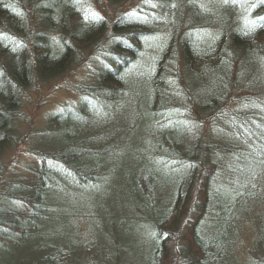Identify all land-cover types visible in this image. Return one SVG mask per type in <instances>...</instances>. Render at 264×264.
I'll return each instance as SVG.
<instances>
[{"label":"trees","instance_id":"16d2710c","mask_svg":"<svg viewBox=\"0 0 264 264\" xmlns=\"http://www.w3.org/2000/svg\"><path fill=\"white\" fill-rule=\"evenodd\" d=\"M93 1L113 14L95 15ZM233 1L236 9L240 0ZM193 3L0 0V157L16 143L22 93L92 51L107 58L92 82L77 86L81 98L49 118L40 137L48 143L31 149L37 165L28 177L2 181L7 170L0 161V241L22 249L15 264H120L116 257L140 222L150 241L147 264H231L240 226L248 225L238 208L248 169L234 192L217 190L224 192L228 174L240 171L234 157L248 154L264 166V112L236 70L246 72L248 58L264 61V0H245L251 12L229 28L216 25L209 4ZM206 28L218 32L208 35ZM135 65L145 74L134 82ZM187 81L201 85L202 95L176 93ZM127 91L140 95L146 131L140 145H124L130 157L121 164L114 140L127 134L111 130L108 110ZM182 94L186 101L178 105ZM228 101L234 110L225 111ZM209 121L226 129L208 137L202 126ZM248 189L249 198L257 186ZM86 223L101 226L105 244L81 240ZM255 234L264 254V229Z\"/></svg>","mask_w":264,"mask_h":264},{"label":"rangeland","instance_id":"374dc122","mask_svg":"<svg viewBox=\"0 0 264 264\" xmlns=\"http://www.w3.org/2000/svg\"><path fill=\"white\" fill-rule=\"evenodd\" d=\"M211 1L212 0H195L193 5H197V3L200 2L209 4L212 13L211 15L214 17L216 25L219 27L229 28L235 26V22L241 24V18H244L246 12H251L248 10L245 0L238 1L239 4L236 3V9L231 8L234 2L233 0H215L213 4ZM101 4L103 5V3ZM89 7V10L95 15H100L105 18L110 17L114 12V9L110 6L98 7L94 1L90 3ZM210 19L202 20L206 22L205 24H211L213 21ZM204 27L207 26L205 25ZM205 31L208 35L212 36L216 35L218 32L216 28H206ZM107 43L108 41L103 42V46H108ZM254 57L257 56L254 54ZM106 60L107 58L105 55L98 54V56H96L92 51V53L88 54L85 61L76 62L70 68H67L60 76L45 81L44 83L32 85L33 87L29 88L25 93H22L18 108L20 115L16 121V128L14 130L16 143L13 147L6 149L0 157L2 165L7 170V172L2 175V181L12 178L19 179L25 176L28 177L31 174L30 171H28V168L36 166L37 162L30 152L31 149L44 146L46 142L48 143L47 140L41 138H43V131L46 130L49 125V118L55 112L63 109L66 104L74 103L77 99L81 98V95L77 93V86L92 82L95 75L105 67L104 62H106ZM248 63V70L246 72H243V67L241 65L236 66L237 73L239 74L237 76L238 82L241 85H246L248 90H252L256 93V99L254 100L256 103H253V106L257 105L264 112V61L258 62L256 58H248ZM130 72L134 82L145 74L142 71V68L138 65L133 66L130 69ZM214 80L215 79H211L210 83H214ZM139 82L141 81H138V83ZM182 83V91L178 90L176 93H194L195 96L202 95L203 90L201 85L195 89L191 87V81H187V88H185L184 82ZM139 84L142 85L141 83ZM142 87L143 86H141V88ZM176 87L180 88L179 84H177V86L172 85V88L176 89ZM172 88H170V90H172ZM138 91L140 90L138 89ZM127 92L128 93L121 96L122 98L117 106L108 110L111 130L124 131V134H127L126 139H122L121 137L114 140V143L120 146V149L118 150L119 153L114 156H118V162L121 164L122 161H125L130 157L129 154H123L122 150H124V145L128 144L130 147L140 145L144 139L143 134L146 131L143 122H140L143 112L142 107L139 105L140 95L137 96V94L131 93L130 91ZM135 98H137L136 101ZM185 101L186 97L183 94L182 96L176 97L178 105L184 104ZM240 104L241 102L237 108H241ZM227 105L225 111H232L236 108L235 101H228ZM184 124L189 127L192 125V120L185 119ZM221 124L222 126H219L218 128L224 132V129H226L225 124L223 122H221ZM134 125L135 128L132 129ZM136 126L139 127V129L136 128ZM202 130L204 133L206 132L208 137L210 134L213 136H219L221 133V131L215 128L213 124L211 125L210 121L202 126ZM109 139H111V137L107 134L105 140ZM51 140L53 139H50L49 142ZM260 154L264 155V151H260ZM233 160L235 162L240 161L241 172H234L230 176L228 174V177H226L228 179L221 187V190L224 192H220L219 190H217V192L222 196H226L231 190L234 192L235 187L238 189L239 184L246 182L245 179L241 177L248 169V177L246 176L248 182H246L245 187L243 188L244 195H246L245 200L238 207L243 214L247 212L246 216L248 217L245 222L248 223V225L244 223L240 226L239 237L238 235L237 237L234 235L236 238L234 240V253H232L231 264H264V254L259 248L260 243L255 234V232L258 234L262 233V230L264 229V166H262L259 161H251L248 154L242 158L234 157ZM231 180H233V183L231 188H229V182H231ZM248 183L257 186L255 194L249 198L248 194L252 192V189H248ZM130 225L131 224L127 226L128 229ZM100 228L101 226L97 223L84 224L80 231L81 240L84 238L91 240L93 237H96L101 244H105L102 235H99ZM131 230H133L132 227ZM145 230L146 227L143 229L140 222L137 227H134L135 234L127 236L129 239L123 245L124 251L116 257L120 264H147L146 259L149 255L150 241H148L147 235L144 233ZM179 245H181L180 240ZM108 247V250H110L113 246L109 245ZM21 252L22 249L11 251L4 247L0 241V264H15V258Z\"/></svg>","mask_w":264,"mask_h":264}]
</instances>
